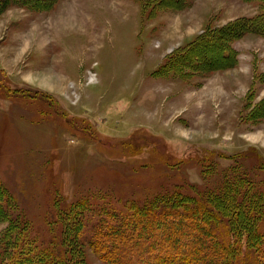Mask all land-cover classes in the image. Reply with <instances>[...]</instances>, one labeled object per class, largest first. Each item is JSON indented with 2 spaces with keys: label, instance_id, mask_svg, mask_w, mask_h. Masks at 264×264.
I'll list each match as a JSON object with an SVG mask.
<instances>
[{
  "label": "rangeland",
  "instance_id": "1",
  "mask_svg": "<svg viewBox=\"0 0 264 264\" xmlns=\"http://www.w3.org/2000/svg\"><path fill=\"white\" fill-rule=\"evenodd\" d=\"M259 7L0 0V255L10 225L15 246L27 236L28 250L54 242L69 264L78 250L106 264L90 243L112 212L177 190L196 198L225 176L264 184V38L234 41V67L188 76L164 66L208 27ZM234 190L264 234V210Z\"/></svg>",
  "mask_w": 264,
  "mask_h": 264
},
{
  "label": "trees",
  "instance_id": "2",
  "mask_svg": "<svg viewBox=\"0 0 264 264\" xmlns=\"http://www.w3.org/2000/svg\"><path fill=\"white\" fill-rule=\"evenodd\" d=\"M245 1L258 2L259 12L219 28L208 27L174 51L164 66L173 69L178 66L188 76L234 67L237 61L232 47L234 41L248 33L264 38V0ZM214 39L221 41L218 49L205 53L210 47L216 48V43L211 45ZM196 48L206 58L196 56ZM257 109L264 116V100ZM247 181L242 184L236 178L225 176L220 187L201 191L196 198L177 190L154 195L144 203L130 204L127 210L118 215L112 212L111 219L98 224L90 247L106 264H264V234L259 232L258 214L255 217L243 211L234 190L244 189L248 210H264V184L255 189L258 186ZM0 206L2 210V203ZM11 229L9 225L2 235L1 264H69L55 250L54 242L49 243L51 248L45 249L32 248L29 243L31 250H28L21 244L30 239L23 236L15 246L14 238L9 235ZM16 230L19 232L18 227ZM242 248L246 250L242 252ZM69 259L73 264L86 261L81 250L72 253Z\"/></svg>",
  "mask_w": 264,
  "mask_h": 264
},
{
  "label": "crops",
  "instance_id": "3",
  "mask_svg": "<svg viewBox=\"0 0 264 264\" xmlns=\"http://www.w3.org/2000/svg\"><path fill=\"white\" fill-rule=\"evenodd\" d=\"M189 37V36H188ZM189 40V39H188ZM235 43V42H234ZM234 43L232 44V47H233V49L235 50V48H234ZM163 45V44H162ZM163 46H165V45H163ZM235 52H236V50H235ZM237 53V52H236ZM238 59V58H237Z\"/></svg>",
  "mask_w": 264,
  "mask_h": 264
},
{
  "label": "bare ground",
  "instance_id": "4",
  "mask_svg": "<svg viewBox=\"0 0 264 264\" xmlns=\"http://www.w3.org/2000/svg\"><path fill=\"white\" fill-rule=\"evenodd\" d=\"M178 30V29H177ZM177 33V32H176Z\"/></svg>",
  "mask_w": 264,
  "mask_h": 264
}]
</instances>
